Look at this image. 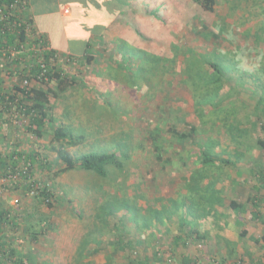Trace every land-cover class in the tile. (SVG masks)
Instances as JSON below:
<instances>
[{"label": "rangeland", "instance_id": "374dc122", "mask_svg": "<svg viewBox=\"0 0 264 264\" xmlns=\"http://www.w3.org/2000/svg\"><path fill=\"white\" fill-rule=\"evenodd\" d=\"M117 1L125 14L113 18L114 28L94 36L98 61L67 67L70 74L80 71L88 86L79 84L52 98V104L55 119L87 137L81 146L69 148L76 157L90 151L117 152L123 169L111 166L106 177L81 169L56 177V168L42 171L37 163L33 179L41 187L48 183L56 202L48 207L28 195L13 206L19 195L11 183L12 191L3 192L1 203L5 209L34 215L26 226L32 227L30 233L38 232L33 242L24 227L16 246L26 264H130L129 252L118 249L122 234L149 264H179L183 256L193 264H242L241 258L248 255L234 254L235 249L241 246L250 254L249 249L258 247L250 237L261 236L264 225L253 221L247 208L241 216L235 215L228 202L253 195L257 179L250 171L264 166V151L258 148L256 136L249 143L233 142V134L241 123L251 129L261 122L252 112L263 107L258 100L264 97V0H218L211 13L192 0ZM61 18L54 22L58 31L67 20ZM85 23L84 33L65 25L73 49L79 47L82 34L97 30L90 29L95 27L90 21ZM204 25L218 34L219 42L201 36ZM100 37L106 40L103 44L98 43ZM6 51L12 55L5 59L7 65L22 70L29 57L20 59L11 48ZM141 51L159 58L153 69L143 67L139 74ZM2 52L0 63L7 53ZM211 62L220 63L225 81L218 80ZM129 66L135 76L128 73ZM4 79L7 88L21 81L13 75ZM4 79L0 77V82ZM35 83L34 88H50ZM170 115L182 119L177 121L180 128L196 125L198 134L193 143L172 140L167 146L172 157L165 156L171 162L158 163L144 137L154 126L162 127ZM223 121L237 127L232 130ZM28 125L24 119L19 125L8 117L0 119V151L16 157L36 151L42 153L39 162L55 159L52 134L37 138ZM211 143L216 154L236 162L234 169L201 166L198 144ZM241 151L245 156L239 157ZM234 185L239 190L232 189ZM47 220L50 227L40 233ZM242 225L252 226L251 236L241 237ZM97 248L98 253L91 252ZM158 251L162 252L156 256ZM31 254L34 263L27 258Z\"/></svg>", "mask_w": 264, "mask_h": 264}, {"label": "trees", "instance_id": "16d2710c", "mask_svg": "<svg viewBox=\"0 0 264 264\" xmlns=\"http://www.w3.org/2000/svg\"><path fill=\"white\" fill-rule=\"evenodd\" d=\"M195 4H198L204 12L211 13L214 12L218 0H192ZM30 6L29 0H0V56L2 51L7 52V59H12V55L8 48H11L13 51L18 53V58L28 59V62L24 64L23 69L19 67L11 68L10 73L15 74V71L20 72L19 76L23 72L28 73L31 76H35L45 83L50 88L45 89L44 87L40 88H29L23 89L22 86H18L16 83L14 86L9 88L8 92L0 94V105H2L3 112H17L20 114V119L23 118L24 121L27 120L28 127L27 130L35 135L37 138H45V136L52 134L53 138L50 140L53 151L56 153L55 159H45L44 161L39 162V157L42 153L27 154L23 157L13 156L11 154L4 153L0 151V176H9L12 173H19L21 180L25 183H29L33 179L35 174V165L38 163L42 171L48 170L51 168H56L54 170V175L56 177L61 176L67 172L74 170H84L88 172H94L99 177L108 176V168L114 166L119 170L123 169L122 162L120 160L119 154L117 152L109 151H90L88 153H83L81 156L76 157L70 150V147H79L87 140V137L84 134H77L72 128L65 127L61 124V119H55L54 115V105L52 104V98L56 99L63 94H67L71 90H75L78 85L87 87L88 84L83 76H81L80 71H77L75 74H70L67 72V67L72 64L80 65H89L95 61H98L96 58L95 52V42L96 38H89L86 44H80L76 49L68 50V46L61 45L60 43H50L47 35L44 32H41L36 26L35 20L28 13V8ZM143 12H145L143 10ZM125 14V10L123 15ZM122 15V16H123ZM62 30V29H60ZM62 32V31H61ZM97 37V32H92ZM201 36H209L212 40L219 42V36L207 25H204V31H199ZM143 35V34H142ZM59 37L64 39V35ZM33 40H32V39ZM60 40V39H59ZM106 40L103 37H100L99 44H103ZM125 43L119 44L120 47ZM105 45H108L106 42ZM128 45V44H127ZM133 54H137L136 49L131 47ZM119 47V48H120ZM108 47L106 50L108 52ZM25 49L27 51H25ZM121 49V48H120ZM128 51L130 49L122 48ZM69 52L70 54H65ZM141 51L137 55L138 64H139V74L144 72L145 67L154 68V60L159 57H155L150 53ZM120 53V52H119ZM142 53V54H141ZM80 54V55H79ZM125 58L123 52L120 53ZM114 53L112 58H114ZM18 61V60H17ZM127 61V59H126ZM131 62H129L130 64ZM210 68L215 72L219 81H225V73L220 63L211 62L209 63ZM144 67V68H143ZM128 73L135 76L136 71H131L130 66L127 67ZM109 73H113V69H109ZM112 76V75H111ZM3 85V82H0V86ZM118 102V101H117ZM258 104L262 105V108L257 107V112H252L253 115L257 116L259 120V125L253 123L252 128H247V125L241 123L240 128L237 126H231L227 121H223L226 127H230L232 130L237 127L235 130L236 133L233 134V142H250L251 138L256 136L258 142V148L264 151V97L258 100ZM259 110V111H258ZM219 115L222 114L218 113ZM2 118V114L0 113ZM177 117V116H176ZM227 119V118H226ZM182 121V119H180ZM179 119L174 116H169L168 119L164 120L163 126L159 128L160 125H156L150 129L148 135H146L145 141L151 144V147L154 153H157L155 156L158 163L163 161L171 162L172 157L168 154L167 146L172 140L176 142H189L193 143L196 140L197 127L196 125H185L184 127L178 126L177 121ZM228 120V119H227ZM58 122V124H57ZM60 122V123H59ZM57 124V126L55 125ZM161 124V123H160ZM54 127H53V126ZM261 125V126H260ZM52 126V127H51ZM166 126V129H165ZM56 143L58 146H56ZM179 144V143H178ZM181 145V144H180ZM200 147V161L202 167L210 168L213 166H218V168L232 167L236 165V162L232 159L220 157L216 152H214L212 143L206 145H199ZM243 155V151L239 152L240 157ZM20 155V154H19ZM169 155L170 157H165ZM182 156V154H181ZM241 160V158H240ZM240 160L238 162H240ZM21 161H24L22 164ZM24 167L26 169L24 170ZM258 167V169H257ZM255 168H251V174H253L257 183L264 190V171H259L260 165ZM21 168L22 172L19 171ZM237 169V168H235ZM15 188L17 195L25 198L29 195V190L34 183L37 184V181L34 180L33 183ZM29 186V187H28ZM11 184L8 183L7 187L4 188L7 191H12ZM232 189H238L236 185L231 187ZM256 189H259L258 187ZM239 190V189H238ZM243 192V189H240ZM219 191V190H216ZM227 195V194H226ZM236 196L238 198L239 192L236 190ZM55 194L52 191L48 183L43 184V187L39 190V194L34 196V199L39 203H45L48 207H53L55 205L56 199ZM257 195L254 197L252 207L258 209L259 202H263L264 199L257 200ZM1 199V198H0ZM222 200V199H221ZM241 200L231 199L228 203L229 207L235 211L237 214L242 211L245 206L243 203L239 202ZM184 207V206H183ZM257 214H253V217L260 219V212L257 211ZM263 216V215H262ZM34 215H24L21 214L15 208L5 209L3 204L0 201V264H26L21 256L18 246L15 242H18L23 239V228L26 227L28 234L31 237L33 242L38 240V232H31V226L27 225L31 218ZM262 223L264 224V218L262 217ZM47 222V223H46ZM44 226H41L40 233H42L46 228H49L51 221L47 220ZM29 224V223H27ZM248 233L245 229L241 233V237L246 236ZM120 234V233H119ZM29 238V237H27ZM256 243H261L264 245V232L260 238L252 237ZM118 249L120 253H127L128 263L130 264H149V259L142 257L141 251H138L136 247L131 245L132 241L129 242L126 240L122 234L118 236ZM100 248L91 251L93 253H98ZM158 251L156 256L161 254ZM165 253V252H164ZM92 256V254H91ZM30 262L34 263L35 259L33 255H28L27 257ZM163 259V256L159 257V260ZM166 260V259H165ZM168 261V259H167ZM193 261L185 256L181 258L179 264H193ZM48 264V263H45ZM194 264H198L197 262Z\"/></svg>", "mask_w": 264, "mask_h": 264}, {"label": "crops", "instance_id": "0c3cea01", "mask_svg": "<svg viewBox=\"0 0 264 264\" xmlns=\"http://www.w3.org/2000/svg\"><path fill=\"white\" fill-rule=\"evenodd\" d=\"M29 3H30V6L28 8V13L30 16H32L34 18L35 23L37 24L36 26L39 28V30L41 32H44L47 35V38L49 39L50 43H52L53 46H54V43H56V44L60 43L61 45H64L66 47L68 46L67 48L69 51L72 50L73 48H72V45H70L71 43L67 42L68 41L67 38L69 37V32L66 29L67 25H68V27H69V25H74L75 28L78 27L79 31L81 33V31L83 32L84 24H86L85 22L90 21L92 24L95 25V27L93 26V28H90V29H93V30L97 29L95 32L98 33L97 34V36H98L99 34L101 35V33H105V31L103 32V30H107V29H109V27L114 28L112 26L113 18L119 19L120 15L122 16L123 12H124V10H120L118 8V5L121 4V2H119L117 0H29ZM42 4H44V6ZM126 12H128V10ZM61 16L64 18H67L68 22L66 25L67 20H65V22L63 24L64 27L62 28V30L58 31L57 30L58 28H56V26L54 28V22H55V20H57V18L62 20ZM122 21H123V19H122ZM97 24H98V27H96ZM69 28H71V27H69ZM59 34L64 35V39L59 37ZM94 35L95 34H93L91 32L82 34L81 38L77 42L79 45L83 44L84 41L87 42L88 39L94 37ZM86 36H87V38H85ZM10 70H11V68L7 65V63H4V61H2V63H0V77H3V79H4V75H7V76L13 75L10 73ZM7 86L8 85L6 84V81L4 79L3 85L0 86V94H4L5 92L9 91V88H7ZM63 96H64V94H63ZM56 99H58V98H56ZM95 109H97V107ZM4 116L6 117V115L2 114V118L0 117V119H4L5 118ZM259 171H264V166ZM250 186H252V185H250ZM257 187L259 189H256ZM254 189H255V191H254L253 195H250L249 197H247L248 200L245 199L244 201L242 200V202L239 201V202L243 203L242 205H244L245 208L242 211H240V213H238V214L235 211H233V212L235 213V215L241 216L242 213H244L246 208H247L250 210L249 213L252 216V220L253 221H259L261 223L262 220H260V219L262 217L264 218V201L258 203V205H259L258 209L252 207L251 206L252 203H250V202L254 201L255 195L258 196V198H256L257 200L264 199V190L257 182H256V185L254 186ZM257 211L260 212L259 213L260 219H256L253 217L254 213L255 214L258 213ZM235 220H236L237 224L238 223L242 224L241 222H239V221H242L239 217H235ZM245 229H247V231H248L246 236H249L250 232H253L252 226L248 227L246 225H244V226L242 225L241 230L244 231ZM244 237H242V238H244ZM252 237H254V236H251L250 238H252ZM254 238H260V235L255 236ZM238 241H236V242H238ZM233 244L234 243H231V245H233ZM257 244H258V247H256L255 249H249L250 254H248L245 249L240 248L241 246H238L237 249H235L236 251L234 254H246V255H248L247 257H245V259L241 258L242 264H264V245H262V242L257 243ZM256 249L258 250V252L256 251ZM252 254H253V256L251 258L250 256Z\"/></svg>", "mask_w": 264, "mask_h": 264}, {"label": "built area", "instance_id": "2783aa9c", "mask_svg": "<svg viewBox=\"0 0 264 264\" xmlns=\"http://www.w3.org/2000/svg\"><path fill=\"white\" fill-rule=\"evenodd\" d=\"M5 59H7V55H5V58L2 59V61L5 62ZM20 72L15 71L14 76L18 78L21 77V81H19L20 86H22L23 89H29L32 88L33 82H36L35 84H39L42 81L39 78H36L35 76H31L28 73L23 72V74L21 76H19ZM4 109L2 107V105H0V113L6 115V117L10 118L11 122L14 123L15 125H19V122H21V120H23V118L20 119V114L14 111L11 112H3ZM27 121V120H26ZM25 164V163H23ZM26 169V167H24V170ZM20 172H22L21 168L19 169ZM34 180H30L28 184L33 183ZM13 183V185H15V188H17L18 185H20V183H22L21 177L19 176V173H12L9 176H0V196L3 194L4 191H6L4 188L7 187V185ZM27 183H25V185H27ZM29 187V186H28ZM42 187L40 186V183H34V185H32V187H30L29 190V195L31 196H35L39 194V190ZM21 203V196H17L16 198H14V202L12 203L13 206H19Z\"/></svg>", "mask_w": 264, "mask_h": 264}]
</instances>
